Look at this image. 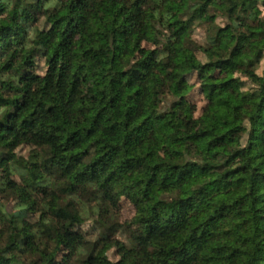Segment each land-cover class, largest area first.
<instances>
[{
    "label": "trees",
    "instance_id": "1",
    "mask_svg": "<svg viewBox=\"0 0 264 264\" xmlns=\"http://www.w3.org/2000/svg\"><path fill=\"white\" fill-rule=\"evenodd\" d=\"M0 264H264V0H0Z\"/></svg>",
    "mask_w": 264,
    "mask_h": 264
},
{
    "label": "rangeland",
    "instance_id": "2",
    "mask_svg": "<svg viewBox=\"0 0 264 264\" xmlns=\"http://www.w3.org/2000/svg\"><path fill=\"white\" fill-rule=\"evenodd\" d=\"M38 71L39 72H44L45 71V67L41 66L38 69ZM195 85H196V80L195 79L190 80L189 83H188V86H187V91L192 89V87H194ZM117 211L120 213V217H121L122 220L129 219L134 214L133 207L127 201H124V200H122L120 202V205L117 207ZM110 256L113 259H117L118 258V256L115 254L114 250L110 251ZM63 260H65V255H63L59 259V261H63Z\"/></svg>",
    "mask_w": 264,
    "mask_h": 264
}]
</instances>
